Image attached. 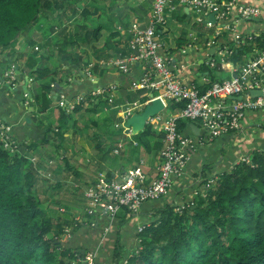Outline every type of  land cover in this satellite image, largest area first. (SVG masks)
Segmentation results:
<instances>
[{
  "label": "trees",
  "instance_id": "trees-1",
  "mask_svg": "<svg viewBox=\"0 0 264 264\" xmlns=\"http://www.w3.org/2000/svg\"><path fill=\"white\" fill-rule=\"evenodd\" d=\"M116 1L110 0L113 3ZM82 2L83 0H4L3 7H0V47L14 52L17 56L15 63L19 65L20 58L27 55L25 66L35 87L33 98L38 115L36 124L44 130L41 144H55L52 152L49 150L42 156L37 149L38 141H29L21 152L11 129L2 134L3 137H8V146L4 145L0 135V264H82V261H73L82 260L86 255L65 246L62 240L68 230L81 225L77 219L71 218V207L65 205L67 215H60L54 210V206L59 208L61 200L49 203V200L38 195L35 186L42 174L40 172L45 168L42 162L50 161V164L51 159L60 152V143L68 130L73 128L81 135L83 131H91L90 136L105 134L107 128L113 129V115L119 112L117 108L110 110L113 115L104 119L108 124L100 123L93 117L115 104L107 90L103 95L98 94L99 96L86 92L71 110L67 105H57L56 118L50 119L44 115L54 107L51 104L54 100V94L51 93L54 84H60L68 78L69 70L63 67L74 66L79 61L78 54L83 52V47L91 45L93 49L94 74L99 70L100 59H108L110 56L125 57L130 52L128 17H111L109 23H103L99 19L106 14L105 7L109 3H102L100 6L93 0L89 5L78 9V3ZM112 9L113 5L110 3V10ZM263 17L264 12L261 11L258 19L245 21L254 22ZM116 20L122 24L124 33L116 29ZM36 25L40 28L38 40L32 39L28 46H24V51L16 52L18 36ZM105 30H109V34L103 45H98ZM116 36L118 39L111 43ZM219 36H216V40ZM243 36L245 38L239 45L235 46L230 40L228 47H221L226 51L223 55H213V67L201 64L199 70L208 72V76L215 78L212 68L220 69L224 62L241 66L247 57L252 58L256 52L264 49V32L258 36ZM41 40L44 41L45 49H32ZM43 57L55 60L58 67L41 68L39 63ZM214 82L215 80H210L208 85L202 86L201 91ZM59 91L60 89L58 93ZM75 98L76 96H71V99ZM185 107L184 100L168 102V109L172 114L181 113ZM176 122L181 134L188 124H199L198 120L184 118H178ZM77 127H82L81 131ZM115 133L120 134L122 131L110 130V134ZM154 134L152 126L147 125L142 132L134 135L132 139L138 144L133 149L134 152L141 150L143 153L154 152L155 155L162 147L164 133L157 136V142L152 144ZM48 135L54 136L57 141L48 139ZM100 144L98 142L96 147H100ZM36 154L40 155V159H34L33 155ZM62 162L68 166L66 157ZM107 177L110 178L111 174H107ZM59 187L57 181L50 186L46 195L51 197ZM163 196L147 202H156ZM83 202L80 200L77 203ZM121 212L128 214L125 210ZM154 216L157 219L144 224V228L137 232L138 247L135 251L124 257L118 248L115 249V264H264V150L252 151L230 171L208 180L205 191L198 193L193 202L183 207L165 204L157 209ZM95 220L98 221V218ZM120 222L121 226L125 221Z\"/></svg>",
  "mask_w": 264,
  "mask_h": 264
},
{
  "label": "crops",
  "instance_id": "crops-1",
  "mask_svg": "<svg viewBox=\"0 0 264 264\" xmlns=\"http://www.w3.org/2000/svg\"><path fill=\"white\" fill-rule=\"evenodd\" d=\"M234 1L241 5H256L264 12V0ZM143 9V13L136 12L139 17H134L135 19L132 21L135 20L141 24L146 23L145 19L147 15L150 14L151 10L149 0H145ZM197 15L198 13L193 10V8L185 6L184 4H177L175 11L168 17L163 32L161 33V48L158 54L169 62L171 71L181 79L185 86L202 89V86L208 85L210 80H229L225 75H229L230 78H232L235 74L234 66L236 65L230 62H224L220 69L216 67L214 70L212 68V72H214L216 76L215 78L208 76V72H201L199 66L201 64H207L208 61L213 59L214 54L220 55L219 49H221V47H228L227 45L230 40L237 46L234 41V34H254L258 36L260 33H263L264 17L257 21L249 22L234 16L225 21V24H228V29L221 30L217 35L216 27L207 26L204 20L198 21L199 16ZM209 21L212 23L214 22V20L210 19ZM117 23H120V21L117 20ZM203 30H205V33H207V31H210V33H207L203 40H201L200 35ZM216 36H219L217 40ZM176 38L180 39V41H177ZM117 39V36L112 38L111 43ZM209 42H214V44L208 45ZM25 45L26 44H24V46ZM98 45L100 44L98 43ZM101 45H103V43ZM210 48L215 49L213 54L209 52ZM23 49H25V47H23ZM41 50L43 49H40V51ZM6 51L0 52L6 55L4 60H2L3 63L0 65L1 123L10 125L9 127L14 133L13 135H15L14 137L18 142V144H16L20 146L21 152L25 150L28 142L33 140L38 141L37 149L43 156V153L45 155L49 150L52 152L54 146L52 145L53 143L41 144L44 130L37 127L36 124L38 115L35 112L36 107L33 108L35 105L33 98L35 95L34 84L28 72L24 75L23 68H19V71L13 72L14 75L12 78L8 77L7 68L11 66V58L13 57L12 51H8V53ZM81 53L78 54L79 61L74 66L70 68L63 67V69L69 70L68 78L64 79L60 84L56 82L59 85L58 89H60L59 95H53L54 100L51 104L54 107L52 111H47L44 115L48 116L50 119L56 118L58 115L57 105L59 101L65 102L67 108L72 109V106L79 103L86 92L93 93L100 88L110 91L112 96L110 99L114 100L115 103L109 108H106V111L108 110V115H113L110 113L112 109L117 108V111H119L115 113L116 119H118L116 114H119L118 123L114 125L112 122L111 124L113 125V129L107 128L105 134H100L97 137L99 138L98 142H101V144L100 147H96L100 151V156L94 161L95 168L89 169V166H87L88 164L84 162L85 153L92 154L93 146H90L86 139L82 138L83 136L79 137L77 140L76 147L74 146L73 148L70 146L69 149L66 150L71 160H74L75 167L72 171L75 172V174L79 173L81 175V191H83L87 184L92 183L101 173L105 175L110 173L111 179L114 177L118 179L132 169L138 167L149 179L155 178L158 174V165H160L161 162L157 165L153 163V158L156 156L154 152L143 153L141 150L139 152H134L133 149L137 147L138 144L132 137L142 132L147 125H151L155 133L154 137L151 139V143L154 144L157 142V136L163 133L161 124L168 119V117L177 116V114L170 113L163 117L162 111L168 109V106L163 107L162 111L150 116L146 120L145 127L142 131L135 133L132 126L127 127L128 119L135 114H141L145 107L152 103V97L161 94V89L151 90L138 87L141 76L146 72V68L143 64L131 66L127 73H123L119 69H114L115 71H113L111 70L112 68H107V66L102 64L100 65L102 68L101 70H98L95 74L92 72L89 75L88 72L86 73V69L89 63L95 62V58L93 60L91 56H88L90 60L83 59L87 56ZM2 54H0V56ZM247 59H249V57H247L246 60ZM2 64H4L3 66H5V68L2 67ZM14 64L16 65L15 62ZM56 65V61L52 60L48 68L54 69L58 67ZM20 76L23 77L21 78ZM26 77H28L29 80L27 91L30 93V97L27 96L28 101L24 99V94L27 93L23 90ZM89 81L92 83H89ZM61 96H63V100H60ZM71 96H76V98L71 99ZM77 97H79V100H77ZM134 103H138L139 107L132 109L130 115H126V107ZM226 104H230V101H226ZM65 105H63V107ZM194 124L198 126L197 123L194 122ZM198 128L199 131L193 133L190 124H188L183 131V136L192 141L191 145L186 147L189 158L181 171L173 175L169 192L164 195L163 198L156 202L143 203L137 213L126 215L129 218L121 226L120 221L122 219L119 217L112 221H108L107 217L100 216L98 221L93 218L94 221L92 220V222L89 223V221L80 219L78 217L79 215H77L75 218L81 225L73 228V230H68V233L62 239L65 246L81 254L92 253L95 264H115V249L118 248L124 257L135 251L138 247L137 232H139V228L157 219L154 215L157 214V209L159 207H163L165 204L183 207L185 204L193 202L198 193L205 191L208 180L213 179L221 173L230 171L237 161L247 158L252 151L264 150V109L247 111L240 121L239 130L224 134L216 139H210L203 129L199 126ZM109 129L112 131L121 130L122 133L110 134ZM70 133L72 132L68 130L64 134V138ZM47 137L53 140V142L57 141L52 135H48ZM161 141L162 147L158 150L159 157L161 156V151L164 146L163 140ZM110 149L112 150L110 151ZM115 150L117 153H115ZM64 151L60 149V152L55 156H60ZM80 153L85 154L84 158L81 157L83 154ZM66 155L67 154H65V156ZM33 156L36 160L40 159V155L38 154ZM60 157L61 161L59 164L61 165L63 158L62 156ZM42 164L45 168L50 167L46 162H42ZM153 164L155 166H153ZM42 172L43 170L40 173ZM83 176L85 177L83 178ZM82 198L84 200L83 193ZM81 261L82 260H80V262Z\"/></svg>",
  "mask_w": 264,
  "mask_h": 264
},
{
  "label": "built area",
  "instance_id": "built-area-1",
  "mask_svg": "<svg viewBox=\"0 0 264 264\" xmlns=\"http://www.w3.org/2000/svg\"><path fill=\"white\" fill-rule=\"evenodd\" d=\"M149 1L151 10L146 23L141 24L135 21L128 29L129 54L125 57H115L109 64L123 73H127L129 68L135 64H143L146 72L141 76L138 87L151 90L161 89V94L152 97L151 100L161 99L164 107L168 106L170 100H184L186 107L177 116H170L162 123L164 133L162 162L158 166V174L155 178L149 179L137 167L118 179L108 178L101 173L84 189L87 213L91 216H105L108 221L116 219L117 214L122 210L127 211L128 214L137 213L143 203L159 199L168 193L173 175L181 171L189 158L186 147L192 143L178 131L176 122L178 118L198 120V126L208 134V137L216 139L239 130L240 121L247 111L264 109V49L256 52L255 56L247 59L241 66H234L235 77L215 81L203 92L201 89L185 86L181 79L171 71L169 62L158 54L161 48V33L177 4L193 8L198 13V21L204 20L207 26L216 27L217 35L221 30L228 29L225 21L234 16L244 21L258 19L261 15V9L258 6L241 5L234 0H222L221 2L217 0ZM212 13H214L213 23L209 21V15ZM244 38L242 34H234L236 45H239ZM211 44L214 42L208 43V45ZM225 52L219 49L220 55ZM212 60L207 62L210 67L214 66ZM104 90L97 89L93 95ZM253 90L260 91V95H251ZM238 96L241 98L237 99ZM226 101H230V104H226ZM138 107V103L127 106L125 114L130 115L131 110ZM9 131L10 127L1 123L0 135ZM2 138L4 145L8 146V137L2 136ZM115 153H117L116 150ZM144 226H141L139 231ZM82 264H94L93 256L84 255Z\"/></svg>",
  "mask_w": 264,
  "mask_h": 264
},
{
  "label": "rangeland",
  "instance_id": "rangeland-1",
  "mask_svg": "<svg viewBox=\"0 0 264 264\" xmlns=\"http://www.w3.org/2000/svg\"><path fill=\"white\" fill-rule=\"evenodd\" d=\"M91 1H93V0H83L82 3H78L77 8L79 9V7H81L83 5H89V3H91ZM95 1L100 6L102 5V3L103 4H108L109 3L105 7L106 14L103 15L99 19V21H101L103 23L104 22L105 23H109L111 21V17H113V18L115 17L117 19H121V18L127 16L128 17L127 25L129 24L128 26L130 27V25L133 22H135V20L132 21L133 19H135L134 17H139V16H137L136 12H142V13L144 12L143 5H145V0H117L116 3L110 2V0H95ZM110 3L113 5V9L112 10H110ZM143 17H146V16H143ZM147 20H148V17H146L145 22ZM75 21H76V19H75ZM141 22H143V21H141ZM115 27H116V29L119 32L124 33L123 32L124 30L122 28L121 23H116ZM39 29H40L39 26L36 25V26L31 27L28 31L21 33L18 36L17 41H16L17 42L16 45H15L16 52L24 51L25 50V49H23L24 44H26V46H28L27 44H29V42H31L32 39L38 40V36H39L38 32H40ZM108 31L109 30H105L102 33V37L99 40V44L100 45L102 43H104V39L109 34ZM204 31L205 30H203L202 34L200 35V39L201 40H203V38L205 37V35H207V33H210V31H207V33H205ZM176 40L180 41V39H178V38H176ZM43 43H44V41H42V40H41V42H37L36 46H34V48H32V49L37 50V51H39L40 49L44 50L45 46L43 45ZM83 45H85V44H83ZM83 48H84L83 49V53H81V54L82 55L84 54L85 56H87V57H84L83 59L90 60V58L88 56H91L92 59L94 60L95 57L92 54L93 49H92L91 45L90 46L87 45V46H85ZM1 51H6L8 53V51H10V49L0 47V52ZM75 51H77L76 47H75ZM0 54H2V53H0ZM5 56L6 55H4V54H2L0 56V65H1V63H3L2 60H4ZM12 57L13 58H11V66L9 68H7L8 77L12 78V76L14 75L13 72L19 71V68L21 66L24 69L23 71H24V75H25L29 71L26 68V66H25V59L27 58V55H25V57H23V58H20V62H21L20 65L17 64V63H16V65L14 64V62H16V59H17V56L14 55V52H12ZM112 59H114L113 56H110L108 59H101L99 64L100 65L107 64L108 65L107 68H110V69L112 68L111 70L115 71L114 69H118V68H116L115 66L109 64ZM50 63H52V59L43 57V58H41L39 64H40V67L42 66V67H45V68L47 67L48 68V67H50V66H48ZM3 65L4 64H2V67L5 68V66H3ZM94 66H95L94 62L89 63L88 67L86 69L87 70L86 73L88 72V74L90 75L93 72L92 70H93ZM99 68H100L99 70L102 69L101 66ZM225 76H227V78H229V75H225ZM20 77L22 78L23 76H20ZM105 91H107V90H104L103 92L99 93V95H103ZM108 92H110V91H108ZM91 95H93L92 92H91ZM24 99L26 101H28L27 100V94H24ZM60 100H63V96H61ZM77 100H79V97H77ZM65 104H66L65 102H61V101H59V103H58V105L61 106V107H63V105H65ZM33 108H35V106H33ZM69 110H71V109H69ZM107 111H106V108H105L104 110L100 111V114L97 113L93 117H95V119L98 122H100V123L104 122L105 124H108L109 122L104 120V119H106V117L109 116ZM170 113H171V111L169 109H166V110L164 109L162 111L163 117L169 115ZM116 115H117L118 119H116L115 115L113 116V124L114 125L116 123H118V121H119V114H116ZM0 125H1V120H0ZM6 126H10V125H6ZM161 126H162V124H161ZM107 127H109V125H107ZM112 128H113V125H112ZM77 129L81 131L82 127H77ZM70 131L72 133L67 134V136H65L64 140H62V142L60 143V148L63 151L64 150L66 151V150L69 149L70 146H72L73 148H74V146L76 147L77 140L79 139V137L83 136L82 138L86 139L87 143L90 146H93V150H92V154H88L86 152L85 153L86 156H85L84 153H80V154H83L81 156L82 158H84V156H85L84 162H86L88 164L87 166H89V169L90 168L93 169L94 161H96V159L100 156V151L96 148V145L98 144V139H99L97 137L100 134H98L97 136H94V135L90 136L92 134L91 131H88L86 133L83 131V133L81 135V133L76 132L73 128ZM71 135H72V138H71ZM53 145L55 147V144H53ZM65 151H64V153L62 152V154L60 156H62V158L66 157L67 162H68V166H66V164L63 163V162L61 163L60 166L58 165L60 163V160H61L60 156H55V158L51 159V164H48L50 161L47 163L50 167L44 168L42 174H40V176L38 177V180H37L35 186H36L37 191H38L39 194L37 192L36 193L38 195H40L41 198H46L47 200H49V203L52 200H59L60 199L61 200V204H59L60 205L59 208H58V206L57 207L54 206V208H55L54 210L59 212L60 215H67V212H66L67 211V207L65 206V205H67L68 207H71V211H72V214L70 215L71 218H75V216L79 215L78 217L80 219L85 220V221H92L93 218L97 219V218H99V216H97V215L96 216H91L88 213H86L87 202H86L85 198H84L85 201L83 200L82 193L84 192V189L88 186V184L84 187L83 191L79 190V189H81V186H82V184H80L81 175L79 173H78V175H76L75 172L72 171L73 168L75 167L74 162H73L74 160L73 159L71 160L70 155L68 154V151H66V152ZM65 154H67V155L65 156ZM155 155L156 156H155V158H153V163L155 165H157L159 162H162V158H161V156L159 157V153L157 151H156ZM68 156H69V159H68ZM154 164H153V166H155ZM81 165H82V163H81ZM105 176L107 177V175H105ZM84 177L85 176H83V178ZM39 178H41L40 182H39ZM57 181H58V184L60 185V187L53 191V194L51 195V197H48L46 194H47L50 186H53ZM83 196H84V194H83ZM80 200L84 201V202L83 203H77ZM45 203L48 204L47 202H45ZM126 215H129V214H126L125 212H121L120 211L117 214V217H119L122 220L126 221L129 218ZM87 254H91L92 255V253H87ZM78 261L80 262V260H76V261L74 260L73 262L76 263Z\"/></svg>",
  "mask_w": 264,
  "mask_h": 264
},
{
  "label": "water",
  "instance_id": "water-1",
  "mask_svg": "<svg viewBox=\"0 0 264 264\" xmlns=\"http://www.w3.org/2000/svg\"><path fill=\"white\" fill-rule=\"evenodd\" d=\"M213 18H214V13L209 15V19L210 20H214ZM214 50H215L214 48H210L209 52L211 54H213ZM233 77H235V74L233 75ZM28 81H29L28 77H26L25 78V83H24V86H23V90L27 93V96L30 97V93L27 91ZM58 88H59V85L57 83L54 84V89H53V91L51 93L54 94V95L57 94L58 90H59ZM251 95H253V96L260 95V91L253 90V91H251ZM236 98L240 99L241 97L238 96ZM163 107H164V105H163L161 99H159V98L153 99L152 103L147 105L145 107L144 111L141 114H135L131 118L128 119L127 127L128 126H132L133 127V131L135 133H137L138 131H142L144 129V127H145L146 120L150 116H153V115L157 114L158 112L162 111ZM190 128L192 129L193 133H197L199 131L198 126L195 125L194 123L190 124Z\"/></svg>",
  "mask_w": 264,
  "mask_h": 264
},
{
  "label": "snow or ice",
  "instance_id": "snow-or-ice-1",
  "mask_svg": "<svg viewBox=\"0 0 264 264\" xmlns=\"http://www.w3.org/2000/svg\"><path fill=\"white\" fill-rule=\"evenodd\" d=\"M4 0H0V7H3Z\"/></svg>",
  "mask_w": 264,
  "mask_h": 264
}]
</instances>
